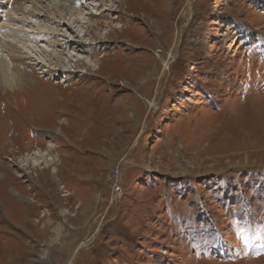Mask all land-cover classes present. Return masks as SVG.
Here are the masks:
<instances>
[{
    "label": "rangeland",
    "instance_id": "374dc122",
    "mask_svg": "<svg viewBox=\"0 0 264 264\" xmlns=\"http://www.w3.org/2000/svg\"><path fill=\"white\" fill-rule=\"evenodd\" d=\"M82 10L57 37L85 63L9 38L42 64L0 86V264H264V0Z\"/></svg>",
    "mask_w": 264,
    "mask_h": 264
},
{
    "label": "bare ground",
    "instance_id": "6f19581e",
    "mask_svg": "<svg viewBox=\"0 0 264 264\" xmlns=\"http://www.w3.org/2000/svg\"><path fill=\"white\" fill-rule=\"evenodd\" d=\"M23 1L24 0H12L11 5H13V6H11V7L17 8V10H19V12L21 13V15L19 14L21 17L20 16L19 17L13 16L15 22L16 21L28 22L27 18H29L30 12L35 13L36 11H39V13L41 11L44 14L46 13L47 14L46 15L47 21L49 22L50 19H52V21H50L49 24L47 23V21H44L43 24L40 25V27H38V28L35 27L37 29H27V28H24L23 26H18V27L12 26L13 28H15V29H13L7 21L1 22V24H0V86L3 85L4 87H7L11 90L18 88V89H16L15 93H17L19 91L20 92L25 91V89L27 90V87H29V86L26 87L25 85L29 83V79L30 80L33 79L32 77L29 76V70H30L29 67L32 66V63H35V65H39V64H42V62H40V60H36L33 56L28 55V53L25 52V50L23 51V48L18 45L19 43L12 42L9 39L11 36L18 37V38H16V39H18L17 42H20V43L23 42V45L25 44V42H28V41H34V42H37V44H39L45 38H47L48 40L50 39L49 41H51L53 43L54 47H57L56 48L57 50L51 49L52 52L48 53V56L51 57L52 53L55 52L54 54H56V55H54V57L56 56V58H59V59H57L59 62L62 61V59H63L62 57L65 56L68 61H76V63L81 64L84 62V57H79L76 60H71L75 54L73 56H71L70 50L72 48L74 51L78 50V49H76V47L74 48L73 45H75V44H73V42H72L73 40L69 37L68 38H65V37L58 38L57 32L60 33V30H63V29H61L60 26H67L64 28H67V30L71 29L72 31H74L77 26L81 25V26L85 27V24L88 23V22H85V20H83L79 16L83 13L82 8L85 5V2H87L89 0H63L64 3H61L60 0H58V1L56 0L54 2L52 0H50V4L48 6H46V8L41 7L42 10L39 8V6L36 3H33V2H36V0H30V2H32V7H30V9L29 8L27 9L24 7ZM45 1H47V0H45ZM86 14H87V12H86ZM7 15H8L7 17H9V16L11 17V15H9V13H7ZM69 15H70V17H68ZM86 18L87 17H85V19ZM53 23L55 25H53ZM84 35H86V33ZM81 42L83 43L85 41L81 40ZM27 47H29V46H27L25 44L24 48H27ZM80 49H82V48H80ZM43 52L47 53L45 50H43ZM38 59H39V56H38ZM51 64L52 63H50L49 68L51 67ZM60 69H61V66H60ZM63 70L65 71V69H63ZM154 70H155V68H154ZM36 107L37 106H35L34 109H36ZM40 107H41V105H40ZM31 112H33V111H31ZM31 158H33V161L36 164L45 161L47 163V165L51 166L52 164L56 163V157L53 156L50 153V151L44 152L41 149H39L38 151L37 150L34 151V156H32V157L28 156L27 157L28 160H30ZM27 159H26V161H27ZM49 168H51V167H49ZM46 169H48V168H46ZM59 169L60 168L58 167V171L60 172ZM50 182L51 181H49V183ZM52 186H53V184H52ZM76 252H74V256L76 255Z\"/></svg>",
    "mask_w": 264,
    "mask_h": 264
}]
</instances>
